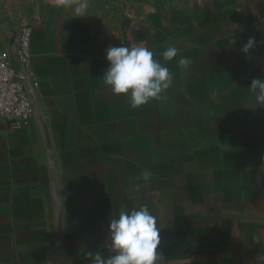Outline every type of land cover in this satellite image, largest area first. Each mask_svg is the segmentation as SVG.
<instances>
[{
    "label": "crops",
    "instance_id": "1",
    "mask_svg": "<svg viewBox=\"0 0 264 264\" xmlns=\"http://www.w3.org/2000/svg\"><path fill=\"white\" fill-rule=\"evenodd\" d=\"M107 2L109 26L60 8L0 17L14 65L30 25L34 105L20 130L0 117V264H91L89 252L110 254L109 218L139 204L164 264H264V107L247 91L264 79V0ZM120 44L174 74L160 99L132 109L103 85L105 49Z\"/></svg>",
    "mask_w": 264,
    "mask_h": 264
},
{
    "label": "clouds",
    "instance_id": "2",
    "mask_svg": "<svg viewBox=\"0 0 264 264\" xmlns=\"http://www.w3.org/2000/svg\"><path fill=\"white\" fill-rule=\"evenodd\" d=\"M56 7H73V17L88 15L89 0H56ZM249 37L240 49L247 55L256 45ZM178 53L175 46H168L162 53L165 62L173 60ZM151 49L139 45L108 46L105 49L107 70L103 72V85L110 88L114 95L124 94L129 98V106L137 109L151 100L161 98L173 81L174 74L166 64L154 59ZM187 57H181L178 65L187 69L191 64ZM247 91L252 94L255 105L264 107V79L251 80ZM150 173H143V180L148 182ZM109 243L106 245L109 255L100 251L89 252L91 264H164V254L158 251L160 245V227L157 218L146 204L121 208L118 216L108 221Z\"/></svg>",
    "mask_w": 264,
    "mask_h": 264
},
{
    "label": "built area",
    "instance_id": "3",
    "mask_svg": "<svg viewBox=\"0 0 264 264\" xmlns=\"http://www.w3.org/2000/svg\"><path fill=\"white\" fill-rule=\"evenodd\" d=\"M30 31V25L23 24L16 33V65L7 54L0 53V117L13 131L24 128L34 114L26 84L30 73Z\"/></svg>",
    "mask_w": 264,
    "mask_h": 264
},
{
    "label": "rangeland",
    "instance_id": "4",
    "mask_svg": "<svg viewBox=\"0 0 264 264\" xmlns=\"http://www.w3.org/2000/svg\"><path fill=\"white\" fill-rule=\"evenodd\" d=\"M56 0H0V17L7 14L8 17L25 18L32 21L38 15H43L52 10L63 9L70 15H75L73 7H56ZM107 0H89L88 15L97 20L102 26H109L117 17L108 8ZM119 21V20H118Z\"/></svg>",
    "mask_w": 264,
    "mask_h": 264
}]
</instances>
